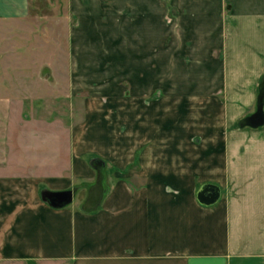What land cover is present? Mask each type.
I'll return each instance as SVG.
<instances>
[{"label":"crops","instance_id":"1","mask_svg":"<svg viewBox=\"0 0 264 264\" xmlns=\"http://www.w3.org/2000/svg\"><path fill=\"white\" fill-rule=\"evenodd\" d=\"M118 1L120 62L136 73L137 107L122 111L119 143L105 130L82 152L130 172L98 201L89 190L90 208L74 196L51 207L39 187L26 193L29 179L8 184L14 192L0 190V264H264V124H238L255 111L264 73V0ZM108 3L69 1L73 37L87 41L71 53L85 55L87 68L96 6L105 12ZM27 10L28 0H0V18ZM69 164L70 177L48 190L94 176L78 150ZM204 183L221 190L213 205L196 199Z\"/></svg>","mask_w":264,"mask_h":264},{"label":"rangeland","instance_id":"2","mask_svg":"<svg viewBox=\"0 0 264 264\" xmlns=\"http://www.w3.org/2000/svg\"><path fill=\"white\" fill-rule=\"evenodd\" d=\"M69 1L28 0L25 16L0 18V190L2 195L14 192L8 184L23 179L31 182L24 181L26 193L60 186L56 179L69 175L78 150L94 176L67 189L76 188L72 203L90 208L88 191L95 190L98 201L119 173L128 174L132 166L126 171L104 154L82 150L98 146L105 130L110 144L120 142L127 126L122 111L126 105L137 107L139 87L133 84L135 71L121 66L125 38L118 10L113 11L115 0H102L109 2L111 12L109 6L105 12L96 6L90 68L83 63L85 55L71 53L73 43L84 47L87 41L73 37L78 21ZM154 93L163 92L159 88ZM148 101L143 108L151 110Z\"/></svg>","mask_w":264,"mask_h":264},{"label":"water","instance_id":"3","mask_svg":"<svg viewBox=\"0 0 264 264\" xmlns=\"http://www.w3.org/2000/svg\"><path fill=\"white\" fill-rule=\"evenodd\" d=\"M240 127H260L264 124V73L258 85L255 111L239 121ZM76 188L65 190H42L41 199L54 208H61L71 203ZM221 190L213 183H204L196 191V199L202 205H213L220 198Z\"/></svg>","mask_w":264,"mask_h":264}]
</instances>
